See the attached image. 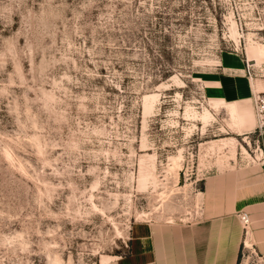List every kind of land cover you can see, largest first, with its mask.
<instances>
[{"label": "rangeland", "instance_id": "obj_1", "mask_svg": "<svg viewBox=\"0 0 264 264\" xmlns=\"http://www.w3.org/2000/svg\"><path fill=\"white\" fill-rule=\"evenodd\" d=\"M261 47L264 0H0V264H106L229 200Z\"/></svg>", "mask_w": 264, "mask_h": 264}, {"label": "crops", "instance_id": "obj_2", "mask_svg": "<svg viewBox=\"0 0 264 264\" xmlns=\"http://www.w3.org/2000/svg\"><path fill=\"white\" fill-rule=\"evenodd\" d=\"M259 161L229 200L207 205L202 219L183 225L136 224L129 255L111 256L106 264H239L247 238L239 211L249 214L252 248L264 255V155ZM212 188L209 182L206 193Z\"/></svg>", "mask_w": 264, "mask_h": 264}, {"label": "built area", "instance_id": "obj_3", "mask_svg": "<svg viewBox=\"0 0 264 264\" xmlns=\"http://www.w3.org/2000/svg\"><path fill=\"white\" fill-rule=\"evenodd\" d=\"M252 104L256 117V127L254 132L257 134V141L261 145H259V147H261L260 149L264 155V90L253 93ZM238 217L243 229L245 230V235L247 236L251 224L249 214L246 211H239Z\"/></svg>", "mask_w": 264, "mask_h": 264}, {"label": "bare ground", "instance_id": "obj_4", "mask_svg": "<svg viewBox=\"0 0 264 264\" xmlns=\"http://www.w3.org/2000/svg\"><path fill=\"white\" fill-rule=\"evenodd\" d=\"M257 54L258 55H263L264 54V48H259L258 51H257ZM250 61H254V59H250ZM248 244H250L248 241H247Z\"/></svg>", "mask_w": 264, "mask_h": 264}]
</instances>
